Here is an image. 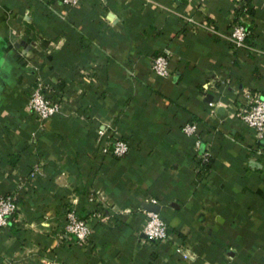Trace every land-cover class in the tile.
Returning a JSON list of instances; mask_svg holds the SVG:
<instances>
[{
  "label": "crops",
  "instance_id": "0c3cea01",
  "mask_svg": "<svg viewBox=\"0 0 264 264\" xmlns=\"http://www.w3.org/2000/svg\"><path fill=\"white\" fill-rule=\"evenodd\" d=\"M242 1L0 0V194L17 203L0 264H264V138L234 115L244 89L264 96V3L249 13ZM236 22L250 47L222 35ZM164 49L159 76L149 65ZM37 78L60 101L52 117L26 105ZM103 119L132 143L123 156L99 152ZM186 121L212 146L208 166ZM35 165L43 173L27 176ZM96 190L119 209L114 223V207L88 212ZM145 203L167 239L141 232ZM69 208L90 223L83 242L63 233Z\"/></svg>",
  "mask_w": 264,
  "mask_h": 264
},
{
  "label": "built area",
  "instance_id": "2783aa9c",
  "mask_svg": "<svg viewBox=\"0 0 264 264\" xmlns=\"http://www.w3.org/2000/svg\"><path fill=\"white\" fill-rule=\"evenodd\" d=\"M82 0H60L63 5H75ZM264 3V0H260ZM187 20L194 21L192 16H186ZM228 39L231 45L236 47H250L246 41L249 30L245 23L236 22L228 30L222 34ZM149 68L159 76L170 75L169 51H163L151 57ZM132 74V72H130ZM246 103L234 111L235 117L240 119L258 139L264 138V96L251 92L248 88L244 89ZM26 105L31 109L39 119L49 118L58 113L61 109L60 101L53 96L46 95L43 92V82L37 78L33 86L30 88ZM182 131L192 137L193 148L201 163L209 161L212 156V146L210 142L204 141L199 133L196 121H186L181 126ZM115 126L111 120L103 119L94 125V139L98 146L99 152L102 154H111L115 157L123 156L129 149L128 143L124 138L114 135ZM42 168L35 165L29 172V176L34 174H42ZM74 200V198H73ZM88 200L96 202L101 209L103 207L112 209L114 206L107 197L100 191H95V197L89 196ZM150 201L155 202L151 198ZM89 203V202H88ZM17 210L16 194L13 191L0 194V227L6 226L8 218ZM118 213L119 209H112ZM90 214L98 216L97 209H89ZM103 219V217H100ZM64 234L71 235L76 241L83 242L91 232L90 223L77 215L73 208L66 209L64 212ZM141 232L150 239H167L169 237L168 224L159 211H145V218L141 225ZM176 251L186 259L196 256V252L180 245L175 247Z\"/></svg>",
  "mask_w": 264,
  "mask_h": 264
},
{
  "label": "trees",
  "instance_id": "16d2710c",
  "mask_svg": "<svg viewBox=\"0 0 264 264\" xmlns=\"http://www.w3.org/2000/svg\"><path fill=\"white\" fill-rule=\"evenodd\" d=\"M241 7H242V10H244V11H246V12H249V13H252L253 12V10H254V4L251 2V0H243L242 1V5H241ZM246 41L248 42V44L250 43L249 42V40H248V36H247V38H246ZM230 42V41H229ZM250 45V44H249ZM125 139V138H124ZM126 141H127V143H128V146H129V148H132L133 147V145H132V143L128 140V139H125ZM210 161H211V158L209 159V161H207V162H205V163H202L201 165L202 166H208L209 164H210ZM201 166V167H202ZM31 170V169H30ZM30 170L28 171V173H27V176H29V172H30ZM42 172H43V169H42ZM87 208L88 209H101L100 207H98L97 206V204H90V203H88L87 202ZM66 211V209L64 210V212ZM63 212V213H64ZM89 212V211H88ZM109 215H108V217H109V220L112 222V223H114L115 221H116V216H117V213H115V212H107ZM11 216H9V218H10ZM9 218H8V220H9ZM7 225V224H6Z\"/></svg>",
  "mask_w": 264,
  "mask_h": 264
},
{
  "label": "water",
  "instance_id": "95a60500",
  "mask_svg": "<svg viewBox=\"0 0 264 264\" xmlns=\"http://www.w3.org/2000/svg\"><path fill=\"white\" fill-rule=\"evenodd\" d=\"M145 206L149 210L158 211V206L156 204H153V203H145Z\"/></svg>",
  "mask_w": 264,
  "mask_h": 264
}]
</instances>
